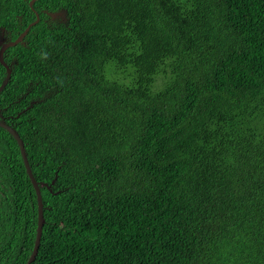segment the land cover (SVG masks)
<instances>
[{
    "label": "trees",
    "instance_id": "obj_1",
    "mask_svg": "<svg viewBox=\"0 0 264 264\" xmlns=\"http://www.w3.org/2000/svg\"><path fill=\"white\" fill-rule=\"evenodd\" d=\"M31 1L0 0L5 43L37 20L0 91L30 264H264V0ZM36 225L0 127V264Z\"/></svg>",
    "mask_w": 264,
    "mask_h": 264
},
{
    "label": "water",
    "instance_id": "obj_2",
    "mask_svg": "<svg viewBox=\"0 0 264 264\" xmlns=\"http://www.w3.org/2000/svg\"><path fill=\"white\" fill-rule=\"evenodd\" d=\"M33 0L30 2V4H32ZM51 18H64L65 17V13L64 12H59V13H54V14H50ZM37 21V20H36ZM36 21L34 23H36ZM33 23V24H34ZM29 25L25 31L13 42H8V43H4L2 42V38L0 37V63L4 66L5 68V78L2 81L1 85H0V91L2 90V88L5 86V84L7 83L9 77H10V73L11 70L9 68L8 65H6L3 61V52L10 46H13L15 44H17L18 42H20L22 40V38L25 36V34L27 33L28 29L33 25ZM0 127L6 129L16 140L19 150H20V154H21V158L23 161V165L25 167L26 173L32 183V186L35 190V194H36V201H37V225H36V235H35V241H34V246L32 249V253L30 255V257L28 258L27 262L25 264H30L38 251V245H39V241H40V237H41V232H42V225H43V214H42V198H41V193L39 190V185L36 183L35 179L33 178L31 169L29 167L28 161H27V157H26V153L24 150V145L22 140L20 139L19 135L17 134V132L11 128L10 126H8L5 122L0 121Z\"/></svg>",
    "mask_w": 264,
    "mask_h": 264
},
{
    "label": "clouds",
    "instance_id": "obj_3",
    "mask_svg": "<svg viewBox=\"0 0 264 264\" xmlns=\"http://www.w3.org/2000/svg\"><path fill=\"white\" fill-rule=\"evenodd\" d=\"M49 43H51V41H49ZM38 56L41 60H44L46 61L48 58H49V52L47 51L46 48H41L39 53H38ZM58 82L62 83V81H59V78H58Z\"/></svg>",
    "mask_w": 264,
    "mask_h": 264
},
{
    "label": "rangeland",
    "instance_id": "obj_4",
    "mask_svg": "<svg viewBox=\"0 0 264 264\" xmlns=\"http://www.w3.org/2000/svg\"><path fill=\"white\" fill-rule=\"evenodd\" d=\"M57 19H64V18L58 17ZM0 37L2 38V42H3V44H4V43H5V40H4L3 36L0 35Z\"/></svg>",
    "mask_w": 264,
    "mask_h": 264
},
{
    "label": "flooded vegetation",
    "instance_id": "obj_5",
    "mask_svg": "<svg viewBox=\"0 0 264 264\" xmlns=\"http://www.w3.org/2000/svg\"><path fill=\"white\" fill-rule=\"evenodd\" d=\"M1 35V34H0Z\"/></svg>",
    "mask_w": 264,
    "mask_h": 264
}]
</instances>
